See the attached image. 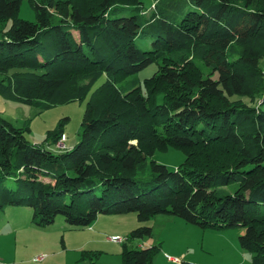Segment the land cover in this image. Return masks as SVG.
I'll return each instance as SVG.
<instances>
[{
	"label": "trees",
	"instance_id": "trees-1",
	"mask_svg": "<svg viewBox=\"0 0 264 264\" xmlns=\"http://www.w3.org/2000/svg\"><path fill=\"white\" fill-rule=\"evenodd\" d=\"M30 3L35 22L17 19L21 0H0V94L42 108L90 99L78 144L61 152L51 148L63 126L38 146L29 126L0 116V212L27 205L38 227L131 213L140 223L166 214L203 230L242 227L241 248L264 264V0H159L148 19L140 0ZM154 63L150 78L120 85ZM169 148L184 162L171 170L151 160L149 176L135 178ZM152 235L142 225L128 240ZM159 250L125 245L122 264H153Z\"/></svg>",
	"mask_w": 264,
	"mask_h": 264
},
{
	"label": "rangeland",
	"instance_id": "rangeland-1",
	"mask_svg": "<svg viewBox=\"0 0 264 264\" xmlns=\"http://www.w3.org/2000/svg\"><path fill=\"white\" fill-rule=\"evenodd\" d=\"M140 1L143 3L142 14L148 19L159 0ZM137 13L127 12V15ZM17 19L36 21V12L30 0H21ZM13 21L7 23V28ZM135 44L143 51L153 49L152 41L147 38H137ZM195 65L207 75L208 69L201 59H197ZM261 66L264 68V61ZM157 70L158 64L154 63L144 71L123 78L120 85L132 81L143 82ZM102 83L103 80L99 81L95 88ZM89 99L90 97L42 108L0 94V116L17 128L29 126L31 132L27 133V139L38 146L47 147L49 132L63 126L65 140L62 138L51 148L61 152L78 144ZM185 158L184 152L175 148L157 151L152 158H147L145 166L136 171L135 178L139 180L149 176L151 160L174 170ZM13 185V180L5 183L6 187ZM235 186L232 184L227 189L232 191ZM4 211L5 213L0 212V264H122L125 245L129 249L159 246L160 250L154 257L153 264H253V254L243 250L239 243V237L245 233V228L242 227L203 230L191 224L166 225L164 219L171 216L166 214L140 223L135 213L100 215L90 228H72L63 216H58L50 226L38 227L32 223V207L7 205ZM177 221L182 223L180 221L184 220ZM142 225L153 227L152 237L128 240L130 233ZM115 238H122L123 242H113L111 239ZM35 258H42V261L35 262Z\"/></svg>",
	"mask_w": 264,
	"mask_h": 264
},
{
	"label": "crops",
	"instance_id": "crops-1",
	"mask_svg": "<svg viewBox=\"0 0 264 264\" xmlns=\"http://www.w3.org/2000/svg\"><path fill=\"white\" fill-rule=\"evenodd\" d=\"M3 213H5V211L3 210L2 211ZM12 212H13V210H12ZM177 220H179V219H175V217L174 216H170V217H166L165 219H164V221L163 222H165V224L166 225H175V224H181V225H183V224H185V225H183V226H188V225H186V224H188V223H186L185 221H180V222H182V223H178L179 221H177ZM182 220V219H181ZM183 222H185V223H183ZM8 225H10V222H8ZM142 247V246H141ZM143 248H146V247H143ZM36 262V261H35Z\"/></svg>",
	"mask_w": 264,
	"mask_h": 264
},
{
	"label": "built area",
	"instance_id": "built-area-1",
	"mask_svg": "<svg viewBox=\"0 0 264 264\" xmlns=\"http://www.w3.org/2000/svg\"><path fill=\"white\" fill-rule=\"evenodd\" d=\"M65 139L63 138V141ZM61 146L63 147L64 145L61 144ZM113 242H116V243H122L123 242V239L122 238H115V239H111ZM36 262H39V261H42V258H35L34 259ZM173 261V260H172Z\"/></svg>",
	"mask_w": 264,
	"mask_h": 264
}]
</instances>
